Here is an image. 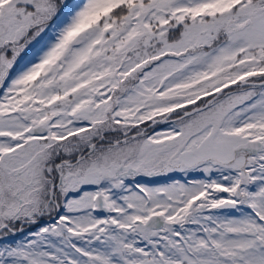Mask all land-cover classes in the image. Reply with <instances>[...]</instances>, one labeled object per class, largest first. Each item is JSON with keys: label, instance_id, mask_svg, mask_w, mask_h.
Wrapping results in <instances>:
<instances>
[{"label": "snow or ice", "instance_id": "1", "mask_svg": "<svg viewBox=\"0 0 264 264\" xmlns=\"http://www.w3.org/2000/svg\"><path fill=\"white\" fill-rule=\"evenodd\" d=\"M0 264H264V0H0Z\"/></svg>", "mask_w": 264, "mask_h": 264}, {"label": "rangeland", "instance_id": "2", "mask_svg": "<svg viewBox=\"0 0 264 264\" xmlns=\"http://www.w3.org/2000/svg\"><path fill=\"white\" fill-rule=\"evenodd\" d=\"M144 180H147V178H144ZM142 182H144V181L142 180ZM159 182H160V183H164V182H167V181L160 180Z\"/></svg>", "mask_w": 264, "mask_h": 264}]
</instances>
